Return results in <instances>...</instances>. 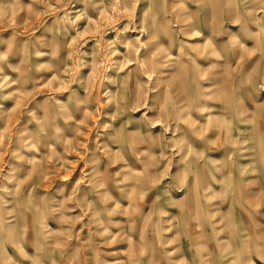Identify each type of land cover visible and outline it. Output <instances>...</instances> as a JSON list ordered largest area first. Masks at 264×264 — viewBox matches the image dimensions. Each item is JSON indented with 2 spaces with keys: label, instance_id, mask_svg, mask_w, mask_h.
Returning a JSON list of instances; mask_svg holds the SVG:
<instances>
[{
  "label": "clouds",
  "instance_id": "obj_1",
  "mask_svg": "<svg viewBox=\"0 0 264 264\" xmlns=\"http://www.w3.org/2000/svg\"><path fill=\"white\" fill-rule=\"evenodd\" d=\"M0 264H264V0H0Z\"/></svg>",
  "mask_w": 264,
  "mask_h": 264
}]
</instances>
